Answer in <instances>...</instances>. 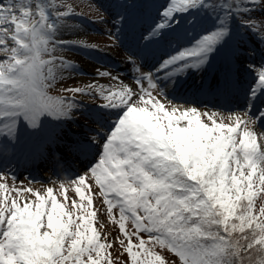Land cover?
Instances as JSON below:
<instances>
[{
	"label": "snow or ice",
	"instance_id": "6c2138e0",
	"mask_svg": "<svg viewBox=\"0 0 264 264\" xmlns=\"http://www.w3.org/2000/svg\"><path fill=\"white\" fill-rule=\"evenodd\" d=\"M117 2L126 6L111 21L117 42L121 45L119 32L126 25L140 31L142 52L128 51L125 57L136 73V87L96 68V76L116 85L67 87L72 95L65 96L49 94L57 72L71 64L56 55L57 49L99 48L58 39L72 13L57 0H0V164L15 155L22 126L38 133L45 118L71 119L78 95L101 100L96 104L115 118L106 135L103 127L89 134L90 144L101 148L95 164L74 177L63 167L68 176L59 189L75 185L79 197L71 208L57 199L53 187L46 192L18 187L14 173L10 186L5 175L10 169L0 167V264H112L107 256L112 245L93 226L96 211H89L93 198L86 190L93 185L127 240L119 243L129 264H169L170 258L174 264H264V203L256 200L264 194V109L253 112L264 97V63L249 65L256 80L247 90L243 116L167 100L174 78L205 66L232 37L235 21L264 45V0H166L147 25L142 20L149 9L134 6L156 0ZM198 14L207 15L211 25L196 34ZM185 15L192 26L187 35L194 36L190 46L161 53L149 65L147 57L156 55L153 46L176 33ZM181 38L173 36L169 46L175 48ZM244 54L236 47L230 59ZM227 75L235 82L231 68ZM57 146L75 154L89 148L76 139L49 136L39 156L57 167L64 162Z\"/></svg>",
	"mask_w": 264,
	"mask_h": 264
},
{
	"label": "rangeland",
	"instance_id": "374dc122",
	"mask_svg": "<svg viewBox=\"0 0 264 264\" xmlns=\"http://www.w3.org/2000/svg\"><path fill=\"white\" fill-rule=\"evenodd\" d=\"M103 1L57 0L58 3L65 6L62 10H70L72 13L71 18L67 21L68 27L62 28V31L69 30L74 32L75 36L79 37L78 39H76L77 41H75V43H79L82 41L89 45H95L97 48H99V50H95L90 47L80 46L90 56L89 61H92L95 64L86 65L78 63L75 59L71 57H67V54L72 53L74 51V48L65 46V48L63 49L58 48L56 55L58 57H62L65 61H70L71 64L65 63L62 68L57 72V79L52 83V86L49 89L50 95L70 96L72 94L66 92L65 88L75 86L84 87L87 84L93 82H98L104 85H116V81H112L107 78H100L95 75L94 69L97 68V65L100 66L102 70H107L111 72L113 76H118L120 79L122 75H129V77L127 78L131 80L130 85L134 88L136 87L134 83V77L136 73L132 66L126 62L125 57L129 55L128 51H132L133 53L142 52V48L139 44V27L135 29L127 25L123 27V29L119 32L121 41L120 45L114 35L115 29L113 28V24L111 23V21L114 20L117 15L121 14L125 10L126 6L118 3L117 0ZM165 2L166 0H156V4L147 6L137 5L134 7H147L149 9V14L142 20V23H144L143 21L152 22L153 10L155 8H159L160 5L164 4ZM129 12L131 13L132 9H129ZM188 20L189 17L187 15L183 16L181 18V23L178 26L177 32L170 33L165 38V41H162L161 43L153 46L156 55H150L147 57V63L149 65H155L161 53H167L174 50L178 51L181 47L190 46L192 40L194 39V36L187 35V33L192 30V26L189 25ZM199 21V24L195 28L196 34H198L203 28L209 27L211 25L210 19L205 14L199 15ZM127 30H129V32H127ZM244 30L246 31V29L243 27L240 32L245 33ZM248 34L250 35V37H252L250 32H248ZM176 35L182 38L180 39L179 43L175 45V48H172L169 46L168 41H171L172 37ZM241 36L244 35L241 34ZM241 38L243 40L245 39L244 37ZM58 39L66 40V37L59 35ZM238 39L239 38L237 36H234L233 34L229 40H227L224 44L220 45L217 48V50L211 55L208 63L205 66H203L201 69H189L186 73L178 75L174 79L178 80L177 83H181L180 85H189V88H193L194 86L199 85V83H207L205 79L202 78L204 76H208L211 79V83L207 86L209 88L215 86L218 91V87L221 86L223 90L229 89L231 92H237L236 89L240 90L241 87L245 86V93H247V90L251 86H253L256 80L255 74L253 70L249 67V65L255 64L259 66V62H256L258 64L255 63L256 60H260L262 61V63H264V45H262L260 40H258L257 37L253 35V45H247L246 50H251L254 55L249 56L248 54H244L243 56L230 59L232 57L233 49L236 48L235 44L238 42ZM112 44H115L116 46L110 47L109 45ZM252 60L254 61L252 62ZM229 68H231L232 72L235 73V82H233V79L227 75V70ZM168 90H170L169 87ZM77 98L80 100L87 99V102L90 106H97L101 109H106L96 104L101 103L102 101L95 99L93 96L78 95ZM167 100L175 104L176 106H194L197 107L200 111H216L221 115H227L230 112L234 115L235 113L239 112L242 116L244 115V108L228 109L227 107H212L211 104L200 105L195 102L194 104H190L189 102L175 100L169 95L167 96ZM256 105L257 106L255 110L253 109V112L258 113L261 109H264V102L262 98L256 101ZM167 106L168 104H166V107ZM105 115L107 117V120H111V122L114 123L115 118L114 116H111L110 112L105 113ZM75 118L81 120L84 119V116L81 114V111H79L78 113H76ZM202 119L205 118L202 117ZM45 120H47V122L51 125H53L55 122L54 120H51L49 118ZM71 128L72 130H74V132H77V130H75L73 126ZM21 131L27 134L32 133L23 126L21 128ZM46 174L49 175V171H46ZM5 175L8 176V183L11 186L12 176L7 174L6 171ZM16 178V184L18 187H32L33 189H39L41 192H46L47 187H53L54 195H57V199L60 200L61 203H66L68 205V208H71V201L73 199H76L79 202V197L75 193V185H73L72 187H67L66 185V191H64L59 189L58 185L60 180L57 179L49 181L48 178H44L43 182L30 179L24 180L20 177ZM86 183L88 182L86 181ZM98 190V187H96L94 190H91L90 192L86 190V194L91 195L93 198V204L89 206V211L91 212L92 210H95L97 213L93 226H95L98 230L101 231L102 239L112 245V247L109 248L107 252V256L111 260L112 264H129L130 257L123 245L119 243L120 240H124L126 244L127 240L119 231L118 224H116L113 221L112 217L109 216V214L107 213V205L106 203H104V198L101 195L99 196ZM260 195L264 194H258V196L256 197L258 205L260 203H264V201L260 200ZM65 196L67 197V200L65 199ZM109 198H111V196H109ZM115 211L116 210H114V212ZM118 218L119 217L117 213L116 219ZM132 230L133 227L129 229V232H131ZM144 238L147 239V236L144 235ZM133 239L134 243H136V238L133 237ZM169 264H174V259L170 258Z\"/></svg>",
	"mask_w": 264,
	"mask_h": 264
},
{
	"label": "bare ground",
	"instance_id": "6f19581e",
	"mask_svg": "<svg viewBox=\"0 0 264 264\" xmlns=\"http://www.w3.org/2000/svg\"><path fill=\"white\" fill-rule=\"evenodd\" d=\"M239 28H242V27H239ZM78 34V33H77ZM60 36H65L66 37V40L65 41H69V42H71V43H75V41H77L76 39H78L79 37L77 36H75V33L74 32H72V31H69V30H64V31H62L61 32V35ZM65 47H72V48H74V51L72 52V53H68L67 54V57H71V58H73V59H75L78 63H82V64H86V65H93L94 63H92V61L90 62L89 60V57H88V55H87V53L84 51V50H82L81 48H79L78 46H74V45H72V44H67V45H65ZM112 55V54H111ZM113 58V57H112ZM115 59V58H114ZM95 65V64H94ZM97 68H99L100 70H102V68L101 67H99V66H97ZM194 75H196V74H194ZM193 75V76H194ZM127 77H129V75H125V76H121V80L123 81V83H125V84H128V85H130L131 84V80L130 79H128ZM177 82H178V80H175L174 79V83L171 85V86H169V88H170V90H168V88H167V94L171 97V98H173L174 99V96H173V94H172V88H173V86H175L176 84H177ZM185 86L184 85H182L181 86V88L179 89V90H181L182 88H184ZM236 89V88H235ZM215 90H217L216 89V87L214 86L213 87V89L211 90L212 92L213 91H215ZM236 91L238 92V90L236 89ZM245 88L244 87H241V92H240V94H244L245 93ZM190 94H195V92H191ZM218 94H219V96H223V88L220 86V87H218ZM237 96L235 95V94H233L232 95V99H235ZM205 99H208L207 97H204ZM209 100H210V98H209ZM190 104H194V100H190V101H188ZM215 106V105H214ZM245 106V105H244ZM179 107H182V108H184V107H186L187 108V106H182V105H179ZM254 108H255V106H254ZM88 153H89V151H88Z\"/></svg>",
	"mask_w": 264,
	"mask_h": 264
},
{
	"label": "trees",
	"instance_id": "16d2710c",
	"mask_svg": "<svg viewBox=\"0 0 264 264\" xmlns=\"http://www.w3.org/2000/svg\"><path fill=\"white\" fill-rule=\"evenodd\" d=\"M235 22H238V21H235Z\"/></svg>",
	"mask_w": 264,
	"mask_h": 264
}]
</instances>
